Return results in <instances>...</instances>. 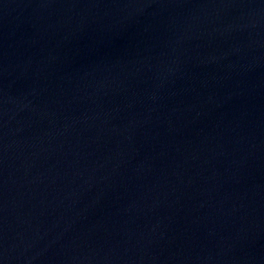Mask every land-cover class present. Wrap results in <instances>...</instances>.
<instances>
[{
  "label": "water",
  "instance_id": "obj_1",
  "mask_svg": "<svg viewBox=\"0 0 264 264\" xmlns=\"http://www.w3.org/2000/svg\"><path fill=\"white\" fill-rule=\"evenodd\" d=\"M0 264H264V0H0Z\"/></svg>",
  "mask_w": 264,
  "mask_h": 264
}]
</instances>
